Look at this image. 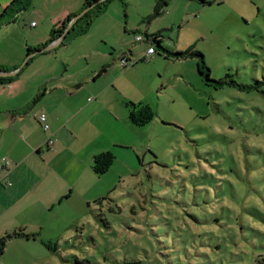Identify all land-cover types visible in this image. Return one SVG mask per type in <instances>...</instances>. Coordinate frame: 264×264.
<instances>
[{"label":"rangeland","instance_id":"374dc122","mask_svg":"<svg viewBox=\"0 0 264 264\" xmlns=\"http://www.w3.org/2000/svg\"><path fill=\"white\" fill-rule=\"evenodd\" d=\"M47 1L33 0L37 13L21 17L30 48L37 47L33 39L51 37L49 16L73 0ZM157 1L112 0L88 34L73 31L65 45L31 58L75 81L100 69L101 57L77 61L80 54L112 52L98 88H118L124 101L148 104L156 117L132 126L133 144L116 148L115 164L102 177L84 172L72 154L81 146L67 143L53 174L69 182V193L75 189L73 198L51 214L39 238L11 240L0 264H264V0H171L152 19ZM146 31L161 33L168 52L157 47L160 55L144 60ZM0 32V48L17 47L22 34L6 25ZM138 35L144 42H136ZM190 50L204 56L212 79L245 89L209 86L199 73L201 57L174 55ZM126 110L124 116L122 109L114 116L102 110L100 124L129 120ZM108 130L97 149L123 136Z\"/></svg>","mask_w":264,"mask_h":264},{"label":"crops","instance_id":"0c3cea01","mask_svg":"<svg viewBox=\"0 0 264 264\" xmlns=\"http://www.w3.org/2000/svg\"><path fill=\"white\" fill-rule=\"evenodd\" d=\"M12 1L0 0V18ZM43 2L48 1L42 0ZM84 4L85 0L63 3L49 16L50 30L58 28L69 16L80 12ZM31 9H33L31 15H35L37 12L33 7L26 11ZM26 11L12 18L13 24H6L7 29L10 26L20 36L22 34L16 48L15 46L0 48V67H5L8 71L18 70L23 59L27 58L26 48L32 47L30 46L32 43L29 45L31 41L24 42L25 32L20 26ZM40 17L41 22L46 21V16L42 14ZM32 26H35L34 22ZM158 34L148 35L146 31V38L147 36L153 38ZM44 38L43 41L33 39V42L37 47L42 46L40 44L48 42L50 36ZM151 42L150 39L149 47H152ZM105 45L108 46V43L105 42ZM89 52L83 56L80 54L77 61L90 57L97 60L99 56L100 69L94 68L83 78H77L75 81L67 79L68 71L57 76L50 69L51 64L36 66L32 64V59L15 81L10 84L0 83V160L8 158L13 163L9 171L0 172V238L14 231L32 235L39 233L41 236L46 222L51 220V214L65 201L73 198L75 189L69 193L68 188H71L69 182L53 174L59 169L57 162H54L55 158L60 157L64 150H68V146L71 148L73 144L81 146V150L74 148L72 154L75 152L73 155L78 164L79 161L85 163L84 172H87L89 168L92 169L91 160L96 155L103 152L114 153L116 148H130L133 144L134 139H131L129 134L134 125L129 120L115 119L114 123L104 120L106 124L104 127L100 124L98 116L102 110L103 113L108 112L112 116L116 109H122L121 114L125 115L127 107L124 100H127V96L118 88L113 92L98 88L99 78L110 68L107 64L110 62L112 52L99 51L95 48H91ZM40 66L43 68L39 69ZM105 67L107 70L102 72ZM117 70L118 67L114 65L112 71ZM114 86L117 87L116 83ZM106 94H109L108 97H105ZM109 97L111 102L107 103ZM101 98L105 102H102ZM95 102L99 104L98 109L92 107ZM108 106H112L111 112L106 109ZM42 114L47 116L50 125L48 132L38 120ZM109 128L123 130V136H113L108 139V145L103 144L97 149L102 138L107 139L103 134L109 131ZM81 134L91 136L92 142L86 143L83 138L80 142ZM50 138L56 140L52 148L47 145ZM83 147L87 149L86 152ZM53 149L54 152L51 151ZM77 175V179L80 180L82 171Z\"/></svg>","mask_w":264,"mask_h":264},{"label":"trees","instance_id":"16d2710c","mask_svg":"<svg viewBox=\"0 0 264 264\" xmlns=\"http://www.w3.org/2000/svg\"><path fill=\"white\" fill-rule=\"evenodd\" d=\"M32 1L33 0H13L11 5L3 12V14H2V16L0 18V28L3 25L12 23L13 22L11 20L12 18L14 19V17L17 14H20V13L26 11L29 7H31ZM111 1L112 0H85V4L83 6L82 11H80V12L74 14V15L69 16L67 18V20L64 23H62L58 28L53 29L52 33H51V37L48 40V42H46L42 46H38L36 48H30L28 50L27 57L29 58V60H28L27 64H29L30 61L32 60L31 59L32 57H30V56H32L33 54H35L37 52L43 51L44 49H46L50 45H52L54 42H56L65 33V31H66L69 23L71 22V20L74 19L79 14H81L82 12H84L85 10L89 9V11L87 13H85L78 20V22L74 25V27L70 30V32L68 33L66 38H68V36L73 31H77L79 36L88 34V32L90 31V28L93 26L95 20L104 13L105 7ZM170 1L171 0H158L156 2L155 7H154V14L152 16V19H155V18L159 17L164 12V10H165L164 7H166L169 4ZM189 1H196V0H189ZM197 1H199V2H201L203 4H210L209 2H207L205 0H197ZM147 37H148L147 38L148 42H150V39H151V41H152L151 42V46L155 47L156 54H159V51H158L157 47H159L162 50L168 52L162 46L163 35L161 33H159L158 35H156L153 38H149V36H147ZM66 38L55 49H57L58 47H60L62 45H65ZM174 55H175L176 58H184V57H187V56H190V57L191 56L192 57L193 56H199V57H201L202 59H201V62L199 63V73L202 76V78L204 79V81L209 86H213L216 89L223 88L225 86H233V87H237V88L242 89V90L245 89L244 86L239 85L234 80H230V79H227V78L220 79V80L212 79L211 78L210 69H209V67H207V65L205 63L204 56L201 53H195L194 51L190 50L188 53H179L178 52V53H175ZM123 59H126L128 61V64L130 63L129 59L127 57L123 56L122 59H121V64H122V60ZM143 59L145 60L144 57H143ZM128 66L124 67V68H128ZM22 70L23 69L19 70L18 73L16 75H14V76L0 77V83L1 84H10V83H12L13 81H15L21 75ZM106 70H107V68L105 67L102 70V72H105ZM0 71L1 72H12V71H8L5 67H0ZM126 107L128 109V112H129V120L135 126L144 127V126L150 124L151 122H153L155 117H156V112L148 104L135 103L133 101H127L126 102ZM115 161H116V157H115V155L112 152L100 153V154L96 155L94 157V159H93L92 171L98 177H102L106 173H108V171L114 165ZM39 236H40L39 233L32 235V234H27V233H25L23 231H14V232H11V233H7L5 236L0 238V255L3 254L7 244L11 240L20 239V238L37 239V238H39Z\"/></svg>","mask_w":264,"mask_h":264},{"label":"built area","instance_id":"2783aa9c","mask_svg":"<svg viewBox=\"0 0 264 264\" xmlns=\"http://www.w3.org/2000/svg\"><path fill=\"white\" fill-rule=\"evenodd\" d=\"M135 40L137 42H141L144 40V38L142 35H138L135 37ZM155 54H156V49H155V47L152 46L147 50L146 54L144 55V58L145 59L151 58ZM122 65H123V67H127L129 65L128 61L126 59H123ZM38 120L42 124V126L44 127L45 131L48 132L50 130V125L47 122V116L45 114H42L39 116ZM55 143H56V140L53 138H50L47 142V145L49 148H52L55 145ZM12 165H13V163L11 160H9L8 158H2L0 160V172L9 171L10 168L12 167Z\"/></svg>","mask_w":264,"mask_h":264},{"label":"water","instance_id":"95a60500","mask_svg":"<svg viewBox=\"0 0 264 264\" xmlns=\"http://www.w3.org/2000/svg\"><path fill=\"white\" fill-rule=\"evenodd\" d=\"M89 11L88 10H85L84 12H82L81 14H79L78 16H76L74 19L71 20V22L69 23L65 33L56 41L54 42L52 45H50L48 48L44 49L43 51L41 52H37L35 54H33L32 56L30 57H33L35 56L36 54H40V53H44V52H48V51H51L53 48L57 47L58 45H60V43H62L64 41V39L66 38V36L68 35V33L70 32V30L74 27V25L78 22V20L85 14ZM29 59V58H28ZM19 70H16V71H12V72H1L0 71V77H10V76H14L18 73Z\"/></svg>","mask_w":264,"mask_h":264}]
</instances>
